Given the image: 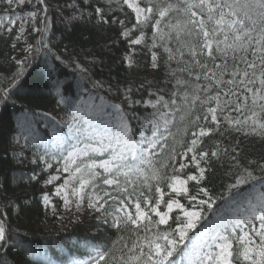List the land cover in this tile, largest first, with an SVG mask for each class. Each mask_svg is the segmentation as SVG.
Listing matches in <instances>:
<instances>
[{
  "label": "snow or ice",
  "instance_id": "6c2138e0",
  "mask_svg": "<svg viewBox=\"0 0 264 264\" xmlns=\"http://www.w3.org/2000/svg\"><path fill=\"white\" fill-rule=\"evenodd\" d=\"M26 3L33 10L16 14V8ZM115 3L121 12L126 7L134 14L132 27L124 19L111 17V8L106 14L100 6L95 7L96 27L120 25L118 39L128 45L120 63L129 72L137 67L138 45L150 53L152 69H159L163 59L170 89L153 90L152 82L138 87L129 83L126 88L117 87L119 103L99 97L96 104L97 97L92 95L87 101H69L64 81L53 79L56 62L64 67L75 64L79 72L84 69L74 56L66 60L50 47L48 0H0V33L11 35L21 21L13 48L25 39L29 18L32 31L39 33L37 43L25 49L28 55L15 60L16 70L0 75V106L44 97L39 88L18 95L32 53L43 51L49 58L45 62L47 97L64 112L57 118L55 109L37 111L38 105L17 109L20 131L11 141L15 145L12 160L24 163L25 150L35 144L37 151L29 162L39 171L32 170L29 184L42 183L47 189L54 181H62L52 193L42 194L45 211L51 207V215L62 219L51 199L55 196L63 210L71 213L70 222H80L85 212L99 213L98 222L106 225V231L112 230L108 235L114 234L115 239L89 246L87 259L80 264H264V161L249 159L242 164L239 139L234 144L213 139L226 135L230 139L231 132L264 139V0ZM65 6L79 11L77 4ZM57 7L63 11L58 3ZM82 16V12L74 14L69 21ZM145 29H150V36ZM89 83L93 89L103 87L90 78ZM134 87L137 92L147 90L155 99H132ZM162 93H167V99ZM137 105L151 107V118L132 111ZM147 124L150 135H145ZM225 158L229 162L224 174L227 195L214 196L203 182L212 163L223 166ZM53 168L55 174L49 173L41 182V175ZM190 182L197 186L195 194ZM12 183L14 179L9 182L4 177L0 188V249L9 248L10 242L19 244L10 213L18 215L29 203L28 197L15 195ZM0 264L8 262L0 259Z\"/></svg>",
  "mask_w": 264,
  "mask_h": 264
},
{
  "label": "trees",
  "instance_id": "16d2710c",
  "mask_svg": "<svg viewBox=\"0 0 264 264\" xmlns=\"http://www.w3.org/2000/svg\"><path fill=\"white\" fill-rule=\"evenodd\" d=\"M48 3L52 22L48 33L49 39L52 40L50 47L66 60L69 56H74L84 69L83 72H79L76 70L75 64L71 67H64L56 62L57 73L53 79L58 78L64 81L67 89L66 99L73 101L82 91L97 98L104 97L106 101L112 103H119L120 101L115 99L117 87L126 88L129 83L138 87L141 83L152 82L153 90L157 87L171 88V84L167 83V80L171 78H166L167 68L163 59L160 61L159 69H152L150 53L147 52V49H143L142 45H138L135 57L137 67L129 72L126 65L120 63L121 57L128 48L123 39H118L121 31L120 25L117 23L103 25L102 28L96 27L94 13L97 6L102 7L106 14L111 8V17L126 20L129 28L135 23L131 10L125 7L124 12H121L115 0H89L88 4H85L84 0H48ZM57 3L60 8H63V11L59 10ZM67 4H77L79 11L66 7ZM32 10L31 5L26 3L17 8L15 12L23 16ZM81 12L83 16L80 19L69 21V17L74 14L80 16ZM89 13H92V16H89ZM0 15H3L2 8H0ZM36 24L40 26L39 20L36 21ZM31 25L32 22L29 18L25 27V39L17 42L15 48L12 45L17 35V26L13 28L11 35L7 32L0 33V75H10L11 72H14L16 70L15 60L28 55L25 49L29 44L37 43L39 33H34ZM145 31L149 36L151 35L150 29H145ZM53 33H55V37H53ZM135 35H139V33L137 32ZM65 47H67V53ZM47 59L49 58L45 57L43 51L40 55L32 53L23 80L24 88L18 93L20 96H25L30 90L39 88L44 90V97L37 100H21L15 106L9 103L7 108L0 106V188L4 187V177H7L9 182L14 179L15 183H12V187L16 188L15 195L29 198V203L18 215L10 213L12 215L11 224L16 230V240L19 241V244L10 242L9 248L0 249V259L6 260L8 264H79L87 259L89 246L115 239L114 234L111 237L108 235L112 231L111 229L106 231V225L93 218L76 223L65 232L56 234L48 232L45 229L46 211L42 205V194L45 191L52 193L54 186H48L45 189L42 187V183L30 185L27 178L32 175L33 169L36 171L39 169L36 166L21 167L12 160L13 143L11 141L19 132L17 117L20 116V113L17 109L27 104L29 106L38 105L37 111L50 112L57 107L54 100L47 97V90L44 87L49 84L48 73L45 69ZM172 67H176L175 63ZM177 75L180 74L177 73ZM89 78L102 82L103 87L99 90L93 89ZM85 85L86 87H84ZM109 87L112 88L111 94H108ZM162 94L167 99V93ZM131 95L134 100L155 99V97L148 96L147 90L142 89L137 92L135 87ZM123 107L127 110L126 102ZM132 111L143 118L149 116L153 109L137 105ZM149 118L151 117L149 116ZM136 123L135 120L132 121L133 125ZM150 128V124H147L146 129L148 130L145 131V135L151 134ZM175 130L174 128L173 131ZM137 131H139L138 128ZM213 139L215 141L222 140L223 144H234L236 139H239L241 142L239 145L240 162L242 164H247L249 159L264 161V139L258 136H245L240 132H231L230 139L227 135L224 138L216 136ZM10 169H15V171H10ZM228 169L229 162L226 158L223 166L219 162L212 163L211 170L207 173L208 179L203 184L214 196H218L220 193L227 195L225 181L228 178L224 174ZM44 179H46L45 173L40 177L41 182ZM189 187L191 193L195 194L197 186L190 182ZM51 199L60 214L61 201L55 196H52ZM182 202L187 204L186 200L182 199ZM26 252L30 254H26Z\"/></svg>",
  "mask_w": 264,
  "mask_h": 264
},
{
  "label": "rangeland",
  "instance_id": "374dc122",
  "mask_svg": "<svg viewBox=\"0 0 264 264\" xmlns=\"http://www.w3.org/2000/svg\"><path fill=\"white\" fill-rule=\"evenodd\" d=\"M17 9V8H16ZM27 24V23H26ZM26 24L24 25V27H26ZM15 26H17V31L19 30L20 26H21V21H17ZM14 26V27H15ZM25 36V35H24ZM89 95L91 94H87L85 92H80L79 96L77 97V99L73 100V102L77 101V100H84V101H87L88 100V97ZM93 96V95H92ZM70 101V100H69ZM100 101H99V98H96L93 103H96L98 104ZM64 106L61 105L60 108H63ZM55 110L57 111L58 113V117L59 116H63L64 115V112L61 111L60 109H58L57 107L55 108ZM51 112V111H50ZM17 126L19 128V123H18V120H17ZM44 130V125L41 124L40 125V131L43 132ZM20 131V129H19ZM19 134V132H18ZM16 134V136L18 135ZM15 136V137H16ZM20 144H24L25 141L20 138ZM15 147V145L13 144V147H12V153H13V148ZM42 147V146H41ZM37 151V146L35 144H30L29 148L25 150V153H24V156H25V160H24V163L22 164H19L21 167H27V166H35L34 164L30 163L29 161L31 159H33V153H35ZM49 173H52V174H55V168L53 169H50L49 172H45L46 174V179L48 178V175ZM62 183L61 180H58V181H54L52 185H49V186H55L56 184H60ZM53 202V201H52ZM54 203V202H53ZM55 204V203H54ZM61 205H62V201H61ZM56 206V205H55ZM57 209V207H56ZM51 212H52V209L51 207L47 210L46 212V218H45V229L48 231V232H51V233H61V232H65L66 230L70 229L73 227L74 224L76 223H72L70 222V220L72 219V215L71 213H68V212H65L61 206V213L59 214L62 219L60 220H56L52 215H51ZM99 216V213L97 214H94V215H89L87 212L84 213V215L82 216L80 222H83L85 220H88V219H97V217ZM78 222V223H80ZM180 259V257L178 258V260ZM80 264V263H79Z\"/></svg>",
  "mask_w": 264,
  "mask_h": 264
},
{
  "label": "bare ground",
  "instance_id": "6f19581e",
  "mask_svg": "<svg viewBox=\"0 0 264 264\" xmlns=\"http://www.w3.org/2000/svg\"><path fill=\"white\" fill-rule=\"evenodd\" d=\"M19 117V116H18ZM18 117H17V120H18ZM179 257H177V259H178Z\"/></svg>",
  "mask_w": 264,
  "mask_h": 264
}]
</instances>
